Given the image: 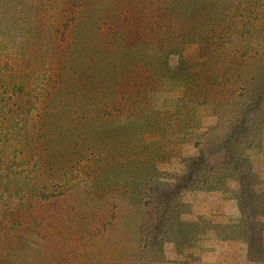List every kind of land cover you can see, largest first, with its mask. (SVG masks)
Listing matches in <instances>:
<instances>
[{
    "label": "trees",
    "instance_id": "trees-1",
    "mask_svg": "<svg viewBox=\"0 0 264 264\" xmlns=\"http://www.w3.org/2000/svg\"><path fill=\"white\" fill-rule=\"evenodd\" d=\"M263 125L264 0H0V264H101L117 229L123 264L163 262L181 187Z\"/></svg>",
    "mask_w": 264,
    "mask_h": 264
},
{
    "label": "rangeland",
    "instance_id": "rangeland-1",
    "mask_svg": "<svg viewBox=\"0 0 264 264\" xmlns=\"http://www.w3.org/2000/svg\"><path fill=\"white\" fill-rule=\"evenodd\" d=\"M211 116H205V124L215 123V117ZM202 128L208 132L211 130L212 138L220 140L233 131L234 126ZM146 136L154 139L158 133L151 136L146 133ZM232 140L238 146L235 154L242 157L234 163L239 172L231 169L233 173L218 184L211 183L208 188L181 187L180 197L184 205L171 203L174 210L179 211L167 221L171 228L179 230L165 239L166 260L153 264H264V125L249 126ZM192 150L184 146L185 154ZM216 165L224 166L220 161ZM182 166L178 160H158L159 180L170 184L178 177L175 174ZM180 180L176 179V184L181 183ZM177 214L181 221H177ZM195 223L205 226V231L200 230L193 240L185 241V235L190 236V228L192 232L198 229ZM229 231L233 234L230 238L222 237ZM114 235L119 240L120 230L117 229ZM114 235L108 233L104 237L106 246L103 248L91 245L90 250L95 252L93 260L101 264H123L120 254L111 250ZM75 237L71 242L78 239ZM81 244L85 247L87 243Z\"/></svg>",
    "mask_w": 264,
    "mask_h": 264
}]
</instances>
